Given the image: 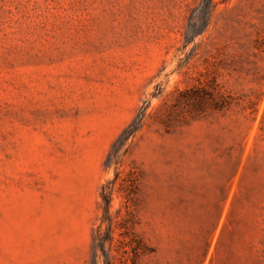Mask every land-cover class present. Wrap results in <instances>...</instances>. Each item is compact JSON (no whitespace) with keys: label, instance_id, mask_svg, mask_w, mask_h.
<instances>
[{"label":"rangeland","instance_id":"374dc122","mask_svg":"<svg viewBox=\"0 0 264 264\" xmlns=\"http://www.w3.org/2000/svg\"><path fill=\"white\" fill-rule=\"evenodd\" d=\"M0 264H264V0H0Z\"/></svg>","mask_w":264,"mask_h":264}]
</instances>
